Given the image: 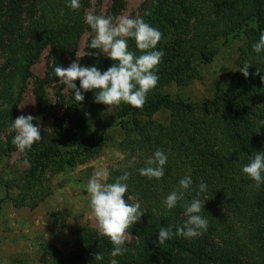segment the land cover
I'll use <instances>...</instances> for the list:
<instances>
[{
    "label": "trees",
    "instance_id": "1",
    "mask_svg": "<svg viewBox=\"0 0 264 264\" xmlns=\"http://www.w3.org/2000/svg\"><path fill=\"white\" fill-rule=\"evenodd\" d=\"M90 1L81 0L80 9L73 11L69 0H0V162L17 151L9 128L30 79L37 108L33 117L38 118L34 123L40 125L52 111L45 84L58 80L54 68L62 66L66 56L74 58L83 33L91 31L85 22ZM125 6L126 0H112L107 15L115 18ZM141 18L162 33L157 50L164 56L156 73L158 84L143 108H115L124 158L108 168L107 182L129 172L125 198L134 203L129 197H138L145 215L129 229L134 241L125 243L127 252L114 259L118 264H264V184L256 188L242 173L254 151H264V126L256 133L258 121L264 119V51L257 54L252 47L264 32V0H154ZM240 36L244 43L237 70L211 99L191 103L163 92L171 85L188 86L198 67L213 61L219 40L231 42ZM128 44L140 54L134 40ZM44 50L48 63L46 79H41L30 69ZM87 50L84 67L95 65L104 72L112 66L102 54ZM245 63L251 65L247 78L239 72ZM74 94L65 98L56 93L54 110L59 108L61 116L48 128L40 125L43 138L27 152L31 167L6 185L17 190L8 197L13 208L36 209L52 194V176L97 157L103 149L106 139L95 123L106 106L95 102L94 92L83 93L79 104ZM159 112L167 113L166 123L153 118ZM157 149L166 154L167 163L163 178L150 180L138 169ZM23 158L20 155L21 162ZM185 176H191L193 191L169 211L163 201ZM201 182L207 185L199 197L205 201L201 215L208 221L207 231L193 239L174 236L158 246L160 227L171 226L175 232L186 221L183 204L193 199ZM55 220L64 227V219L57 215ZM112 250L107 238L85 226L68 252L40 242L39 264H109ZM99 253L104 259L94 261Z\"/></svg>",
    "mask_w": 264,
    "mask_h": 264
},
{
    "label": "clouds",
    "instance_id": "2",
    "mask_svg": "<svg viewBox=\"0 0 264 264\" xmlns=\"http://www.w3.org/2000/svg\"><path fill=\"white\" fill-rule=\"evenodd\" d=\"M67 6L73 11L79 10L81 0H69ZM85 22L94 34L87 47L94 50L97 55H105L112 61V66L104 72L98 70L95 65L84 67L80 65L79 60L89 55V52L85 51L82 56L76 54V59L67 68L58 65L54 68L59 84L75 93L73 97L78 104L84 100L83 93L94 92L95 102L106 106L108 111L118 108L121 104L142 109L147 101L148 93L158 84L159 77L156 73L164 52L157 50V45L162 39V33L142 18H132L127 15L114 18L111 15H97L89 11L85 15ZM129 39L134 40L136 49L140 52L139 55L129 50ZM252 47L257 54L264 51V32ZM250 66L245 63L239 69L245 78L249 76ZM255 74H259V70ZM77 80L79 88L75 83ZM261 81L264 83V77H261ZM4 107L8 106L4 105ZM37 119L31 115H20L12 120L9 128L10 132L15 133L12 144L17 153L24 157L21 166L25 168L31 167L27 152L43 138L40 125L34 123ZM261 126H264V119L258 121L257 134ZM116 155L121 159L124 158L119 152ZM134 162L135 157L130 164ZM166 163V154L157 149L153 156L146 160V166L138 169L139 174L150 180H160L164 176ZM242 173L254 183L256 188L264 184V151H254L250 162L242 167ZM109 178L110 172L107 168L97 170L88 180L87 192L98 233L107 238L113 246L110 253L113 259L109 264H118L114 257L127 252L124 245L132 239L129 229L139 223L145 213L141 210L138 197H129L135 201L134 203H129V200L125 198L128 192L129 172H124L111 183L107 182ZM192 183L191 176L180 179L178 187L164 199L165 208L171 211L178 203L184 201L185 194L193 191ZM206 190L207 185L201 182L193 199L190 202H184V214L187 219L182 225L176 226L175 232L172 231L171 226L159 228L156 240L158 246L174 236L193 239L207 231L208 221L201 215L205 201L199 198L200 194ZM103 259L102 253L94 255V261Z\"/></svg>",
    "mask_w": 264,
    "mask_h": 264
},
{
    "label": "rangeland",
    "instance_id": "3",
    "mask_svg": "<svg viewBox=\"0 0 264 264\" xmlns=\"http://www.w3.org/2000/svg\"><path fill=\"white\" fill-rule=\"evenodd\" d=\"M112 0H91L87 12L97 15H107ZM154 0H126V6L116 17L127 15L132 18H141L145 10ZM115 17V18H116ZM92 31L88 29L80 38L76 54L82 56L87 50L88 40L93 38ZM244 43L240 36L234 41L216 43L217 53L212 62L198 67L197 77L185 87L171 85L163 90L174 99L198 103L211 99L218 87L226 85L237 70L236 59L239 48ZM48 50H44L39 60L31 66L33 77L46 79ZM66 56L62 67L67 68L76 59ZM103 55V54H102ZM3 52L0 51V65L3 62ZM106 59L107 57L103 55ZM86 56L79 60L81 66L85 65ZM32 79L29 80L26 90L21 96L17 107L16 118L20 115L35 116L37 113L35 98L32 93ZM76 83V82H75ZM46 96L49 100L51 112L40 125L48 128L61 116L62 111L56 107L57 92L65 98L70 92L66 86L59 84V79L53 83L45 84ZM15 118V119H16ZM153 118L166 123L168 115L165 112L156 113ZM116 110L104 109L95 123V128L106 141L100 154L74 168L52 176V194L47 197L36 209H15L11 206L8 197L17 195L15 188L6 189L26 168L17 151L0 162V264H39L38 244L47 241L64 252H68L74 236L87 226L98 232L96 221L89 206L87 183L91 176L101 168L116 165L122 159L116 155L121 153L119 143L123 137V130L118 125ZM64 219V227L56 224L55 217ZM134 238L130 242L132 243Z\"/></svg>",
    "mask_w": 264,
    "mask_h": 264
}]
</instances>
